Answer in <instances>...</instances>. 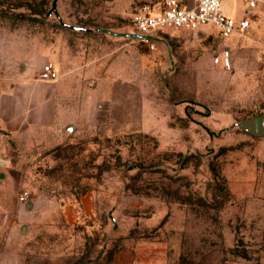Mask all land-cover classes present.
Masks as SVG:
<instances>
[{"label":"rangeland","instance_id":"rangeland-1","mask_svg":"<svg viewBox=\"0 0 264 264\" xmlns=\"http://www.w3.org/2000/svg\"><path fill=\"white\" fill-rule=\"evenodd\" d=\"M163 1L0 0L15 70L47 52L78 68V111L94 99L55 137L0 127V264H264V130L246 131L264 122V36L171 27L160 53L132 17ZM226 46L231 69L213 63Z\"/></svg>","mask_w":264,"mask_h":264},{"label":"crops","instance_id":"crops-1","mask_svg":"<svg viewBox=\"0 0 264 264\" xmlns=\"http://www.w3.org/2000/svg\"><path fill=\"white\" fill-rule=\"evenodd\" d=\"M240 2L242 7L237 10H230L225 2L226 14L236 19L247 17L249 20V17L255 14V19L253 22L250 20V28L253 27L252 35L242 37L235 47L246 45L260 32H262L261 36H264V27H262L264 0H260L253 10H248L243 0ZM203 28L204 26L200 27L195 33L203 34L205 32ZM166 29L157 31L153 36L154 50L160 53L169 51L171 48L168 38L164 36ZM182 34L185 33L182 32ZM234 36L242 35L234 34ZM0 53V127L12 135L32 138H39L42 135L55 137L56 132L63 134L67 130L70 131L76 123L84 125L93 120L94 114H89L87 111L89 106L94 104L93 97H89V93L83 97L80 102L83 105L80 112L78 98L73 96L71 90L73 82L77 79L75 75L78 71L77 67L72 65L66 68L61 58L44 52L37 65L31 67L21 65L17 72L15 62L20 60V57L14 53V43L0 44ZM48 62L53 63L54 74L52 79L42 80L37 75ZM53 140L48 139L46 142H60L56 138L55 141Z\"/></svg>","mask_w":264,"mask_h":264},{"label":"built area","instance_id":"built-area-1","mask_svg":"<svg viewBox=\"0 0 264 264\" xmlns=\"http://www.w3.org/2000/svg\"><path fill=\"white\" fill-rule=\"evenodd\" d=\"M225 1L164 0L157 8L145 5L133 14L132 21L140 39L153 49L154 34L168 27L196 30L204 25H212L224 38L233 34H244L250 28V20L247 17L236 19L227 15L224 10ZM243 1L247 4L248 10H253L260 0ZM213 62L225 69H231L233 65L231 50L228 47L223 48L220 53L214 55ZM53 74V63L48 62L40 72L39 78L49 80ZM28 193L29 191H26L21 198H27Z\"/></svg>","mask_w":264,"mask_h":264},{"label":"water","instance_id":"water-1","mask_svg":"<svg viewBox=\"0 0 264 264\" xmlns=\"http://www.w3.org/2000/svg\"><path fill=\"white\" fill-rule=\"evenodd\" d=\"M54 8L56 9V6H54ZM52 12H53V10H51L50 12H49V14L51 15L52 14ZM73 28H75V29H80V27H77V26H73ZM139 36V35H138ZM264 117V116H263ZM246 121H247V119L246 120H243L242 121V123H241V125H242V127L244 128V123H246ZM252 124V125H251ZM260 127V128H257V127ZM247 128H248V130H246L247 132H250V133H252V134H254V135H261V134H257L258 132H260V130L261 131H263L264 130V122H262V121H260V122H253V123H248L247 122ZM257 129V130H256ZM245 130V129H244ZM259 130V131H258Z\"/></svg>","mask_w":264,"mask_h":264}]
</instances>
